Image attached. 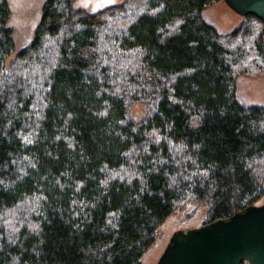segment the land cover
I'll return each mask as SVG.
<instances>
[{"label": "trees", "instance_id": "1", "mask_svg": "<svg viewBox=\"0 0 264 264\" xmlns=\"http://www.w3.org/2000/svg\"><path fill=\"white\" fill-rule=\"evenodd\" d=\"M74 1L48 0L8 62L0 0V264H142L181 204L207 206L205 224L257 205L264 105L237 78L264 75V23L221 35L203 13L222 0Z\"/></svg>", "mask_w": 264, "mask_h": 264}, {"label": "rangeland", "instance_id": "2", "mask_svg": "<svg viewBox=\"0 0 264 264\" xmlns=\"http://www.w3.org/2000/svg\"><path fill=\"white\" fill-rule=\"evenodd\" d=\"M125 0H75L73 8L94 14L108 7L122 4ZM11 9L9 27L13 31L16 50L9 57L12 62L16 55L28 49L36 35V30L42 19L43 10L48 0H8ZM204 19L215 26L221 35H228L243 22V17L235 14L223 1L211 6L203 13ZM239 100L245 106L264 105V75L258 77L238 76ZM148 113V105L144 102L133 104L130 117L140 122ZM264 203V196L259 204ZM208 207L196 202L181 204L176 211L157 229L154 244L146 252L142 264H157L158 260L169 245L173 234L179 230L200 227L208 220ZM15 220V212L8 215ZM10 233L15 231L11 224L6 228ZM249 264V263H244Z\"/></svg>", "mask_w": 264, "mask_h": 264}, {"label": "water", "instance_id": "3", "mask_svg": "<svg viewBox=\"0 0 264 264\" xmlns=\"http://www.w3.org/2000/svg\"><path fill=\"white\" fill-rule=\"evenodd\" d=\"M241 17L264 23V0H222ZM264 264V203L227 219L179 230L157 264Z\"/></svg>", "mask_w": 264, "mask_h": 264}]
</instances>
